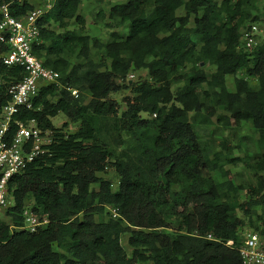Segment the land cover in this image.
I'll return each mask as SVG.
<instances>
[{
    "label": "trees",
    "instance_id": "obj_1",
    "mask_svg": "<svg viewBox=\"0 0 264 264\" xmlns=\"http://www.w3.org/2000/svg\"><path fill=\"white\" fill-rule=\"evenodd\" d=\"M40 1L17 0L10 11L21 17ZM83 2L55 0L38 19L34 52L60 77L14 120H35L53 141L11 180L0 264H245V234L264 242V37L247 49L242 30L264 22V0H108L94 14L107 40L88 32ZM139 69L148 77L128 80ZM0 72L1 112L8 80L25 71ZM123 88L125 108L109 98ZM61 113L69 121L57 127ZM244 123L259 134L250 158L212 135ZM238 164L256 180L237 184L226 166ZM109 169L116 189L100 175ZM26 207L48 223L22 228Z\"/></svg>",
    "mask_w": 264,
    "mask_h": 264
},
{
    "label": "built area",
    "instance_id": "obj_2",
    "mask_svg": "<svg viewBox=\"0 0 264 264\" xmlns=\"http://www.w3.org/2000/svg\"><path fill=\"white\" fill-rule=\"evenodd\" d=\"M17 0H4L0 4V69L1 67H21L25 75L20 80L12 77L8 92L10 99L0 112V215L14 204L11 180L20 175L36 158L50 151L52 131L42 129L35 120L28 122L14 120V115L34 106V99L46 83L58 82L60 72L46 66L35 54L33 45L40 35L38 19L50 9L55 0H41V6L16 17L10 11ZM258 23H252L242 30V42L247 49L253 48L260 39ZM262 39V38H261ZM260 39V40H261ZM4 73L0 72V85L5 82ZM78 95V90H72ZM17 125L11 133V124ZM117 216V209H111ZM25 223L22 228L37 231L48 223L47 218H40L29 208L23 211ZM212 238V235H208ZM228 245H233L230 240ZM245 264H264V242L256 232H248L239 246Z\"/></svg>",
    "mask_w": 264,
    "mask_h": 264
},
{
    "label": "rangeland",
    "instance_id": "obj_3",
    "mask_svg": "<svg viewBox=\"0 0 264 264\" xmlns=\"http://www.w3.org/2000/svg\"><path fill=\"white\" fill-rule=\"evenodd\" d=\"M119 1V0H118ZM103 4L106 9H108V0H104L100 2L99 0H84L82 5V12L85 14V18L87 20V28L88 32L92 33L93 35H101L102 39L107 40L110 38V35L106 28H103L102 25L95 24L94 18H95V12L99 9V7ZM184 13L183 9H180L178 11L179 15H182ZM194 24V17L192 16L190 19L189 26H193ZM260 28V36L264 37V22L257 24ZM210 71H214L215 67L211 66L209 68ZM148 72L146 69H139L134 70L130 72L128 76V80L130 81H138L142 78H147ZM228 87L230 90H234L233 85V77H228ZM131 93V88H123L120 91L113 92L110 94V99H115L122 103V108H125V104L122 102V99ZM90 97L87 98L86 101H89ZM146 116V114H144ZM215 120V119H214ZM52 121L55 126L61 127L62 124L65 121H69V119L64 114H59L52 118ZM78 129V124L76 123H69V126L67 130L69 131H75ZM214 127L209 129V132H212ZM213 137L216 139H223L227 138L230 140V142L235 147V152L237 155H240L242 157L250 158L251 156L255 154L260 153V147L258 146V139L259 134L249 126V124L244 123L239 129H225V128H216L213 132ZM222 147L219 146L218 150H221ZM248 152V154H244L245 152ZM226 169L231 170V174L237 184H246V183H252L256 180V177L254 176L253 172L247 170L242 164H238L237 166H226ZM100 175H103L105 178L109 179L113 183V188L116 189L119 183V175L117 172H115L112 169H109L105 173H101ZM206 176H212L209 171H205ZM218 177V176H217ZM0 218L6 219V215H0ZM245 231H248L246 229ZM122 242L126 249L128 251L131 250L130 246L127 243V235L123 236Z\"/></svg>",
    "mask_w": 264,
    "mask_h": 264
}]
</instances>
